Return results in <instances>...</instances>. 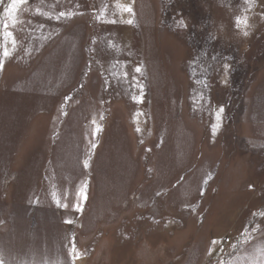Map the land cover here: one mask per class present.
Segmentation results:
<instances>
[{
    "label": "rangeland",
    "instance_id": "374dc122",
    "mask_svg": "<svg viewBox=\"0 0 264 264\" xmlns=\"http://www.w3.org/2000/svg\"><path fill=\"white\" fill-rule=\"evenodd\" d=\"M0 264H264V0H0Z\"/></svg>",
    "mask_w": 264,
    "mask_h": 264
}]
</instances>
